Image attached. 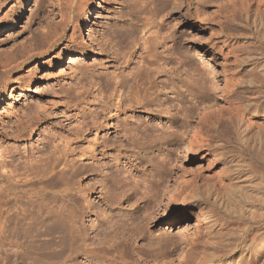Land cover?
<instances>
[{
    "label": "rangeland",
    "instance_id": "obj_1",
    "mask_svg": "<svg viewBox=\"0 0 264 264\" xmlns=\"http://www.w3.org/2000/svg\"><path fill=\"white\" fill-rule=\"evenodd\" d=\"M4 1L0 0V264H198L197 244L205 238L207 222L193 200L176 205L170 195L191 173L210 175V160L212 171L229 173L227 163L212 155L215 140L205 136L196 114L223 115L228 101L242 95L250 96L257 108L244 114L239 131L223 121V138L230 137L235 149L222 151L226 156L241 152L257 171L264 170V35L252 24L254 19L260 28L264 25V0L260 5L253 4L258 0H8L2 6ZM248 3L254 5L253 19L245 20L240 7ZM229 12H234L235 21L225 17ZM155 36L167 44L182 38L189 48V69L156 74L148 92L131 108L127 71L142 65L144 42L150 44ZM168 66L176 67V61ZM201 73L208 108L192 110L186 125L181 124L176 109L196 100L195 81ZM234 74L256 84L226 91L225 82ZM115 85L118 91L112 92ZM111 93L121 94L119 109L113 107L117 100ZM66 157L91 166L79 173V183L56 186L51 169ZM165 157L170 165L164 164ZM160 169L167 173L165 180L160 179ZM156 182L163 196L148 208L145 187ZM230 184L226 180L219 191L226 203L239 199ZM45 185L46 192L73 198L82 219L79 230L85 243L58 262L42 261L43 254L58 249L40 244L48 236L34 231L26 249L28 242L20 239L19 230L8 233L14 227L15 194ZM246 199V204L255 200ZM5 209L6 217L1 218ZM202 212L229 228L238 226L231 223L236 214L223 205L204 203ZM14 249L23 257L16 259ZM232 255L226 253L222 259Z\"/></svg>",
    "mask_w": 264,
    "mask_h": 264
},
{
    "label": "bare ground",
    "instance_id": "obj_2",
    "mask_svg": "<svg viewBox=\"0 0 264 264\" xmlns=\"http://www.w3.org/2000/svg\"><path fill=\"white\" fill-rule=\"evenodd\" d=\"M153 1L155 2L163 1L164 2L167 0H153ZM3 3L4 4L2 6L6 5V3H8V0H5ZM258 3L261 4L262 1L258 0V1L253 2L254 5H257ZM254 5H252V3H248L247 5L240 7V11L242 12L245 20L251 17V14H250L252 12L251 6L253 7ZM263 5L264 4H262V6ZM137 10L139 11V13H141L142 6H138ZM234 12L227 13L225 17H227V19L230 18L232 21H235L236 15H234ZM252 21L254 22L252 24H253V28L255 29V31L257 32L261 30L260 31L262 32L261 34L264 35V25L261 27L262 28L261 29L260 24H258L260 22L257 23L255 22L254 19ZM143 30L145 29H142V31ZM157 37L158 36H155L154 40L148 45H146L147 40L144 42L145 46L143 47V52L140 55L141 57L140 62H142V65L138 63L140 65L137 64L136 67L133 66L135 67V69L127 71V74H128L127 76L131 75V82L125 83L126 86H129L128 88L129 90H127V92L130 94V96L132 94V96L129 99V103H128V106L131 108H133L134 103H137V99L139 97L143 96L145 93L148 92V90L150 89V86H148V83L150 82L151 79L157 76L156 74H159L161 72L166 73L168 71L172 73L176 69L177 70L179 69L178 71L182 72V71H186V69L189 67L188 66L189 65V56H188L189 48L186 45V43L182 40V38L173 39L171 41L172 43L167 44L165 40L162 41L161 43L157 39ZM158 46H161L162 49L158 50ZM174 61H176V64H177L176 67L168 66L170 62H174ZM261 73L262 75H264V67L261 69ZM126 80L128 81V79H126L125 77V81ZM253 83H255V81L251 78L245 79L244 77H239V75L237 76V74H234L230 77L228 81L225 82L224 89L226 91H232L233 88L236 86L244 85V84L251 86V84ZM204 84H205V77L201 73L198 75V79H196L195 81V85H197V90H198V95L195 96L196 100L193 98L195 100L194 102L191 101L190 104L188 105H185L187 103H184V106L182 104V108L176 109L177 111L175 115L177 114L181 115V116L179 115L182 118V123L180 121L181 124L185 123L187 117L192 112V110L194 109L199 110L201 107H203L202 109L208 108L207 107L208 105L206 106V104L209 102V97L205 90ZM116 85L112 86V90H113L112 92L118 91V89L116 88ZM177 94H179V92H177ZM112 95L115 98V100H117L115 101V103H113V107L116 106L117 109H119L121 106L120 102H122V96L121 94H117V93H114ZM95 96L96 95H94L93 97ZM175 97H177V95ZM178 97H180V95ZM249 97L250 96L246 97L242 95V96H239L238 100L236 101L234 100L228 101L227 105L223 109V111H225L223 115L222 113L221 115L220 113L219 115H216L214 114L215 112H212L211 110H210L212 112L211 114H209V112L207 114L204 110H203L204 113L199 110L200 112H197L196 114L199 120L198 124L200 125V129L203 130V132L205 133V136H207V138L209 137L212 140H215V144H214L215 149H213L214 152L212 155L214 156V158L219 159V161H221L222 163L223 162L225 164L227 163L226 165L230 167L229 173L225 174L226 175L225 176L223 175V173H217V172L212 171L214 168L211 167L212 162H210L211 160L208 159L210 161L208 163L207 172H211L210 175H206L204 173H195V172L191 173V177L189 180H185L183 185L181 183L178 184L177 188H175L173 193L172 192H171L172 194L170 193L171 194L170 198H172V202H174V204L176 203L185 204L188 201L192 202L193 200L195 205L198 207L199 212L201 213L200 215H203L204 218L203 217L202 218L206 220L207 222L205 238L201 239L197 244L199 248V251L197 253L198 254V264H254V263L263 264L264 263V259L262 260V258H264V170L257 171V168L253 167V164L251 163V161L249 162L247 158L243 157V155H241L242 153L239 151L238 152L241 154L232 153L233 155H229V156H226L223 152L224 150L226 149L228 150L229 148H231V150L235 149V147H233L232 145L230 146V144H232V142H230V139H229L230 137L227 138L228 140L223 138V132H224L223 121L225 124L227 123L226 126L232 125L233 127H235L236 130L239 131V129H241V126H243L242 124H243V120L245 116L244 114L246 112H253L257 108V104H255L253 99H250ZM260 105L262 109H264V103ZM159 106L161 107L160 104ZM259 107H258V110H259ZM166 108L168 109L169 106H167ZM180 126L181 125H179L178 128ZM177 131L178 130L176 129L173 131V133L176 134L178 133ZM182 137L184 138V135ZM223 156H225V158ZM163 161H164V164L166 163L169 164L168 163L169 157L168 159L167 157H165ZM89 166L91 165L88 163L87 164L84 163L83 161L79 160V158L78 159L77 158L70 159L69 157L64 158V160H61V162L58 163V165H56L55 167L53 166L51 169V171L53 172L52 179L55 180L54 184H56V186L58 185L63 186V185L69 184L70 182H73L74 185L75 183H79V180L77 179V177H79L78 176L79 173L81 174V172L84 169H87ZM161 171L162 172H161L160 179L165 180V178H167V173L163 170ZM180 171L182 172V175L186 173L181 168H180ZM122 177L124 176L122 175ZM130 178L132 177L130 176ZM157 179H159V177ZM135 180H134V185H137L138 181H135ZM226 180H229V182H231L230 184L231 189L233 191L238 192L239 194V197H238L239 199L234 201V199H232L234 197L233 196L231 197L233 202L231 200L229 201L230 203L224 202V200H222L223 196L221 197L220 196L221 192H219L220 190H222L221 188H224L223 186H225L224 183ZM124 181H126L125 178H124ZM157 182L150 183L148 184L147 187H145L146 191L144 193L146 195L145 194L144 195L148 197V199L146 200L147 205L146 204L145 205L148 206V208H151L152 201H155L160 196L161 197L163 196L164 189L160 187ZM125 184L129 185V182L127 181L125 182ZM249 185L251 186L253 185V186L250 187ZM45 187L46 185L43 187L33 186V187H28V188H22L20 192L15 194L16 197L13 200V202L16 205V211L13 216L14 222L12 221L14 227H9L8 233L11 234V233H14L16 230H19L20 239L22 240L24 239L25 241L28 242L26 249H28L31 246L30 243H33L30 239L33 238L32 234L35 233L36 231L41 233V235L43 236H48L49 238L42 240L43 242H41L40 244L46 245L48 248L56 247L58 249L52 250L51 252L43 254L42 261L54 262L57 260L56 262H58L60 259L65 257L64 256L65 253H70V254L75 253L77 250H80L83 243H85V240L82 237L80 230H79L82 219L80 215L78 214L79 213L78 206L76 205L75 203L76 201L73 198L61 196L54 192L52 193L46 192L44 191ZM166 187L168 188V186ZM247 187L250 189H248ZM72 188L73 189L76 188L79 190V187L72 186ZM178 197H179V201L176 200V198ZM228 198H226L225 200L227 201ZM234 198L237 199L236 196ZM246 198L247 199L255 198L256 201L259 198L258 200L260 201L256 202L254 200L253 202V200H251L253 203L246 204L245 200H243ZM247 199L246 201H248ZM170 203H171V199L168 200L167 205L170 206ZM204 203L213 204V205L217 204L218 206L223 205V207H226L227 210H230L231 212L236 214L235 219H233L231 223L238 225L237 228L236 229L229 228L227 227L228 224L226 225L224 221L222 222L216 221L215 219H211L208 213L207 214L203 213L202 209H203ZM257 203H259V207H256L258 206L256 205ZM176 205L173 207H178ZM8 207L10 206H7V208ZM3 212L4 214L1 215V218L6 217L7 210L5 209V211ZM1 222L2 221L0 220V224ZM254 223H256V226H254ZM223 230L225 231L223 232ZM20 239L18 238L17 241H19ZM240 243H242L243 245L242 247H240L238 252H236L235 250L237 248L236 246L239 245ZM21 245L23 246V243ZM20 251L21 250L19 251L17 250L16 252H14L16 259L22 256ZM226 253H233V255L227 259L225 258L222 259ZM56 264H64V263L60 262Z\"/></svg>",
    "mask_w": 264,
    "mask_h": 264
}]
</instances>
